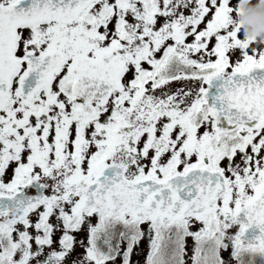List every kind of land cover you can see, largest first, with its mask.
Masks as SVG:
<instances>
[{"label":"snow or ice","instance_id":"snow-or-ice-1","mask_svg":"<svg viewBox=\"0 0 264 264\" xmlns=\"http://www.w3.org/2000/svg\"><path fill=\"white\" fill-rule=\"evenodd\" d=\"M238 4L0 0V264H264Z\"/></svg>","mask_w":264,"mask_h":264},{"label":"clouds","instance_id":"clouds-1","mask_svg":"<svg viewBox=\"0 0 264 264\" xmlns=\"http://www.w3.org/2000/svg\"><path fill=\"white\" fill-rule=\"evenodd\" d=\"M235 11L230 20L240 26L245 40L264 48V0H239Z\"/></svg>","mask_w":264,"mask_h":264}]
</instances>
